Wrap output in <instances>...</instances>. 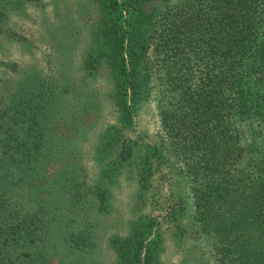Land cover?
I'll list each match as a JSON object with an SVG mask.
<instances>
[{"label":"trees","instance_id":"16d2710c","mask_svg":"<svg viewBox=\"0 0 264 264\" xmlns=\"http://www.w3.org/2000/svg\"><path fill=\"white\" fill-rule=\"evenodd\" d=\"M98 7L97 49L87 62L103 57L109 66L120 121L148 101L156 115L150 140L141 132L148 142L135 172L138 196L149 171L178 175L184 193L169 194L202 264H264V0H98ZM36 78L20 76L0 93V264H80L92 242L83 217L63 206L73 199L68 176L42 187L36 175L40 152L52 150L47 90ZM123 133L117 128V163L137 145ZM151 214L109 237L115 264H161ZM69 232L86 240L78 246Z\"/></svg>","mask_w":264,"mask_h":264},{"label":"rangeland","instance_id":"374dc122","mask_svg":"<svg viewBox=\"0 0 264 264\" xmlns=\"http://www.w3.org/2000/svg\"><path fill=\"white\" fill-rule=\"evenodd\" d=\"M41 1L5 0L4 10L0 7V93L7 94L26 74L38 76L36 86L47 90L45 136L51 140L47 145L52 150L49 157L40 152L36 175L42 187L68 176L66 187L74 193L72 200L64 199L63 206H72L68 214L77 212L83 217L82 231L92 242L76 262L115 264L109 237L125 233L128 220L155 212L161 264H202L194 238L186 229L187 216L179 212V201L169 194L170 187L184 193L182 178L149 171L147 190L138 196L135 172L147 153L156 115L148 101L137 107L130 121L124 117L120 121L111 95L114 83L109 66L103 57H98L94 66L87 62L88 51L97 49L93 42L100 14L98 0ZM57 94L59 98H55ZM117 128L137 144L122 163H117L116 157ZM143 131L148 140L141 135ZM103 167L108 169L106 174ZM141 171L146 174L147 168ZM97 186L105 190L104 195L97 193ZM73 224L81 226L77 219ZM180 228L186 229L184 233ZM69 235L78 246L80 240H86L78 232Z\"/></svg>","mask_w":264,"mask_h":264}]
</instances>
